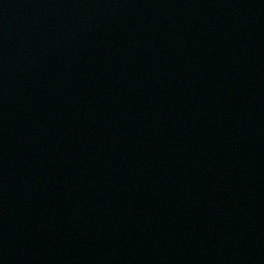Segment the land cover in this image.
Returning <instances> with one entry per match:
<instances>
[{"label": "water", "instance_id": "95a60500", "mask_svg": "<svg viewBox=\"0 0 264 264\" xmlns=\"http://www.w3.org/2000/svg\"><path fill=\"white\" fill-rule=\"evenodd\" d=\"M0 264H264V0H0Z\"/></svg>", "mask_w": 264, "mask_h": 264}]
</instances>
